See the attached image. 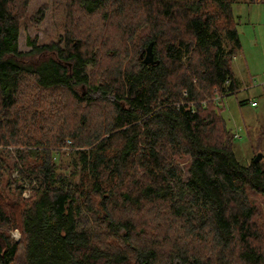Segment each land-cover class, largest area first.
Here are the masks:
<instances>
[{"label":"trees","instance_id":"1","mask_svg":"<svg viewBox=\"0 0 264 264\" xmlns=\"http://www.w3.org/2000/svg\"><path fill=\"white\" fill-rule=\"evenodd\" d=\"M64 1L20 51L0 0V264H264V162L219 113L239 0Z\"/></svg>","mask_w":264,"mask_h":264},{"label":"rangeland","instance_id":"2","mask_svg":"<svg viewBox=\"0 0 264 264\" xmlns=\"http://www.w3.org/2000/svg\"><path fill=\"white\" fill-rule=\"evenodd\" d=\"M264 0L249 2L239 0L232 5L236 30L240 42L234 52L231 68L238 81L234 93L220 97L219 111L225 125L234 134L232 140L236 159L246 164L257 154L264 162ZM64 0H28L20 18L18 49L30 50L28 39L37 44L57 41L62 37L65 18ZM45 7L42 17L38 10ZM98 95L97 92H90ZM63 163H67L66 156ZM27 197L28 192L24 191ZM256 201L264 206V198L256 196ZM11 235L18 239L19 230Z\"/></svg>","mask_w":264,"mask_h":264},{"label":"water","instance_id":"3","mask_svg":"<svg viewBox=\"0 0 264 264\" xmlns=\"http://www.w3.org/2000/svg\"><path fill=\"white\" fill-rule=\"evenodd\" d=\"M140 57L142 58V61L145 64H154L157 62V60L154 59V54L152 51V42H149V44L144 48V50L140 53ZM260 159L261 154L259 153L255 156L253 161L258 162Z\"/></svg>","mask_w":264,"mask_h":264}]
</instances>
